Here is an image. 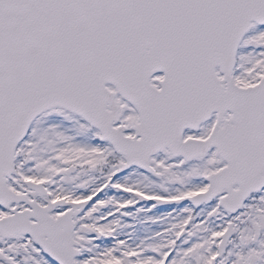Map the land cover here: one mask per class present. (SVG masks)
<instances>
[{"label":"snow or ice","instance_id":"6c2138e0","mask_svg":"<svg viewBox=\"0 0 264 264\" xmlns=\"http://www.w3.org/2000/svg\"><path fill=\"white\" fill-rule=\"evenodd\" d=\"M0 264H264V0H0Z\"/></svg>","mask_w":264,"mask_h":264}]
</instances>
